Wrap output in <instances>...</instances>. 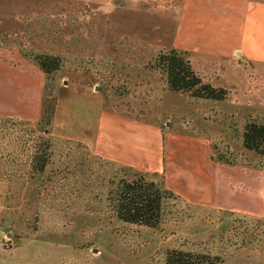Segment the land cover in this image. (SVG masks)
Segmentation results:
<instances>
[{
	"label": "rangeland",
	"instance_id": "1",
	"mask_svg": "<svg viewBox=\"0 0 264 264\" xmlns=\"http://www.w3.org/2000/svg\"><path fill=\"white\" fill-rule=\"evenodd\" d=\"M181 1L0 0V264H164L173 249L208 253L218 264H264V217L191 205L157 229L118 221L109 191L133 172L79 144H93L102 113L116 109L164 122L177 136L186 128L200 134L223 164L264 170V156L241 147L244 125L264 123V112L235 115L223 101L170 92L149 68L159 51L172 49ZM36 54L64 63L40 175L30 169L44 85ZM206 55L194 56L203 68ZM230 200L258 204L241 193Z\"/></svg>",
	"mask_w": 264,
	"mask_h": 264
},
{
	"label": "crops",
	"instance_id": "2",
	"mask_svg": "<svg viewBox=\"0 0 264 264\" xmlns=\"http://www.w3.org/2000/svg\"><path fill=\"white\" fill-rule=\"evenodd\" d=\"M180 43L190 48H179ZM171 47L192 57L202 81L229 91L222 102L227 111L240 116L264 112V0H182ZM205 53L209 60L203 68L194 56ZM238 88L248 96L240 97ZM101 121L93 144L79 142L94 158L143 175L163 174L165 187L191 205L264 217V170L217 161L210 142L186 127L177 136L164 122L116 109L102 113ZM238 173L243 180H228ZM236 193L258 204L239 206L230 200Z\"/></svg>",
	"mask_w": 264,
	"mask_h": 264
},
{
	"label": "trees",
	"instance_id": "3",
	"mask_svg": "<svg viewBox=\"0 0 264 264\" xmlns=\"http://www.w3.org/2000/svg\"><path fill=\"white\" fill-rule=\"evenodd\" d=\"M31 59L44 75L40 119L37 123L38 136L30 159L31 173L40 175L45 172L49 160V138L46 134L56 108V98L53 95L55 77L64 63L60 55L54 54H36ZM149 68L158 71L165 78L167 90L186 94L192 100L220 102L226 100L229 95L227 89L213 87L202 81L193 70L187 52L173 48L161 50L154 57ZM241 144L244 150L264 156V123L247 122L241 136ZM121 169L131 172L125 168ZM111 194V207L118 221L151 229H157L165 222L166 216L173 215L174 211L191 207V204L182 197L165 187L163 174L158 176V174L143 175L133 172L131 178L119 180L113 191H109V195ZM176 213L178 215V212ZM219 262L221 260L218 257L212 258L208 253L194 254L180 249L167 251L164 259V264H218Z\"/></svg>",
	"mask_w": 264,
	"mask_h": 264
}]
</instances>
